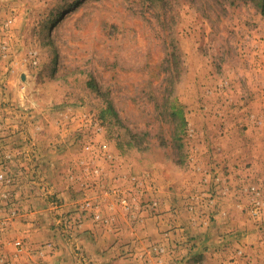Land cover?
Returning <instances> with one entry per match:
<instances>
[{"label":"rangeland","instance_id":"1","mask_svg":"<svg viewBox=\"0 0 264 264\" xmlns=\"http://www.w3.org/2000/svg\"><path fill=\"white\" fill-rule=\"evenodd\" d=\"M85 223L264 264V0H0V264H96Z\"/></svg>","mask_w":264,"mask_h":264},{"label":"crops","instance_id":"2","mask_svg":"<svg viewBox=\"0 0 264 264\" xmlns=\"http://www.w3.org/2000/svg\"><path fill=\"white\" fill-rule=\"evenodd\" d=\"M89 223H85L84 229H86L83 232V235L81 237V244L83 246V249L88 252L92 259H95L94 261L96 264H133L135 262L134 257H131L132 254H127V258H115L114 253L117 254L116 246L113 245L114 241L118 237L115 233L112 231H109L108 233H104V235H108L109 239L103 238L101 236L100 231H96L95 229L88 230ZM122 233V232H120ZM123 233L129 234L128 231H125ZM122 233V237H123ZM137 235V234H133ZM138 237H143L142 235H139ZM105 240H107L108 246L105 243ZM141 241V240H140ZM139 242V241H138ZM141 242L137 244V246H140ZM145 246L137 247L134 252L135 257L137 256L138 250L144 249ZM62 253V252H61ZM67 257V254H66ZM58 262L59 264H71L68 261H65L63 257H61ZM68 260V258H67Z\"/></svg>","mask_w":264,"mask_h":264}]
</instances>
